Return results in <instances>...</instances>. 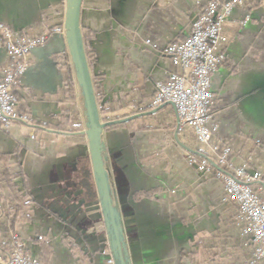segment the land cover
<instances>
[{
    "label": "crops",
    "instance_id": "crops-1",
    "mask_svg": "<svg viewBox=\"0 0 264 264\" xmlns=\"http://www.w3.org/2000/svg\"><path fill=\"white\" fill-rule=\"evenodd\" d=\"M205 2L80 3L99 118L107 123L105 170L130 264H188V249L197 238L230 229V217L239 234L235 207L221 180L201 176L187 154L213 157L210 146L220 142L230 148L234 166L264 174V0H246L223 21L227 61L211 75L208 144L198 142L189 125H179L171 104L151 105L156 83L177 70L165 47L189 33ZM65 6V0H0V23L12 32L47 34L43 45L29 50L16 89L18 110L30 113L34 130L26 123H0V155L8 171L17 174V188L29 196L23 208L30 211L29 219L17 222L14 231L30 254L40 256L36 239L44 237L50 245L47 264H81L70 241L93 264H108V259L115 262L116 248L82 133L77 93L76 111L69 122L64 116L68 55L59 27ZM10 60L0 40V80ZM77 124L81 129L74 130Z\"/></svg>",
    "mask_w": 264,
    "mask_h": 264
},
{
    "label": "built area",
    "instance_id": "built-area-1",
    "mask_svg": "<svg viewBox=\"0 0 264 264\" xmlns=\"http://www.w3.org/2000/svg\"><path fill=\"white\" fill-rule=\"evenodd\" d=\"M245 2L206 0L202 12L191 22L189 33L164 49L177 70L156 83L151 105L171 104L179 125L192 127L195 138L203 144H208L211 137V75L227 61L223 21L234 7ZM46 39V33L23 36L0 23V40L11 57L0 80V123L5 126L21 122L30 125L31 133L34 130L30 113L18 110L16 89L19 76L29 64V50L43 45ZM210 148L217 155L216 163L206 157L197 159L193 153L187 154V162L202 175L213 173L221 180L225 195L235 207L242 246L250 252L244 264H264V174L245 166H234L228 158L230 148L220 142ZM8 241L9 250L5 256H0V264H38L16 233L10 234ZM114 263L108 259V264Z\"/></svg>",
    "mask_w": 264,
    "mask_h": 264
},
{
    "label": "trees",
    "instance_id": "trees-1",
    "mask_svg": "<svg viewBox=\"0 0 264 264\" xmlns=\"http://www.w3.org/2000/svg\"><path fill=\"white\" fill-rule=\"evenodd\" d=\"M82 35V33H81ZM83 48L87 60V65L90 70V57L88 55L87 48L85 46L84 37L82 35ZM66 78L64 80L65 90L63 93L64 101L69 102V108L65 109V118L69 122L70 116L76 111L75 109V86L74 80L71 73V68L66 65ZM94 76L91 75L92 84L94 81ZM96 100L98 99L95 94ZM42 124H39L41 126ZM74 130L81 129V125H73ZM212 151V150H211ZM213 152V151H212ZM214 156H201L199 154H194L197 159L201 157H206L211 163L217 162V155L213 152ZM228 158L230 159V152ZM5 157L0 155V256H5L9 250V235L15 233L14 226L17 222L29 219V211H23V208L29 204V197L27 193L21 192L16 184L14 183V178L17 174H12L8 171L5 165ZM207 176L214 177L213 173ZM55 217L57 215H54ZM58 217V216H57ZM230 225L231 228H219L212 235H208L206 238L215 241L212 254L208 258L213 260V264H244L245 260L249 257L250 252H245L242 246L239 234L235 233V220L226 222V225ZM37 242L39 243L41 253L37 258L38 264H47L49 260V249L50 245L44 237H37ZM198 240V239H197ZM217 241V242H216ZM198 242V241H197ZM70 249L79 254L81 259V264H93L91 257L89 258L86 254L79 249L78 245L70 241ZM197 254H188L190 262L197 261Z\"/></svg>",
    "mask_w": 264,
    "mask_h": 264
},
{
    "label": "water",
    "instance_id": "water-1",
    "mask_svg": "<svg viewBox=\"0 0 264 264\" xmlns=\"http://www.w3.org/2000/svg\"><path fill=\"white\" fill-rule=\"evenodd\" d=\"M63 21L66 47L71 59L72 74L82 105L85 129L82 131L88 140L89 153L93 164V172L99 192L100 202L104 209L106 224L111 228L116 248L115 264H130L123 251L120 216L115 211L109 190L105 170L104 145L102 130L107 123L100 121L97 101L93 91L91 75L83 48L79 13L81 0H65Z\"/></svg>",
    "mask_w": 264,
    "mask_h": 264
},
{
    "label": "rangeland",
    "instance_id": "rangeland-1",
    "mask_svg": "<svg viewBox=\"0 0 264 264\" xmlns=\"http://www.w3.org/2000/svg\"><path fill=\"white\" fill-rule=\"evenodd\" d=\"M60 30L64 33V30H63V25L59 27ZM40 46V45H39ZM67 55L68 57L66 56V60H67V64L70 66L71 68V73H72V67H71V59H70V56L68 54V51H67ZM68 58V59H67ZM72 77H73V74H72ZM73 80H74V77H73ZM74 86H75V91L78 95V101H80L79 99V94H78V91H77V88H76V85H75V82H74ZM96 98V97H95ZM80 106L82 108V105H81V101H80ZM97 106H98V103H97ZM21 112V111H20ZM23 113V112H22ZM79 113V112H78ZM84 117V116H83ZM84 119V118H83ZM35 124V122H34ZM84 129H85V121H84ZM88 141V140H87ZM211 149V148H210ZM201 176L203 177H206L207 175H202L201 173H199ZM30 212V211H29ZM214 232H212L213 234ZM210 234V235H212ZM208 236V235H207ZM206 236V237H207ZM206 237H198L197 241L195 244H193L190 249H188V252H187V255L188 254H197L196 257H198L195 261V262H190L191 260L189 259V263L188 264H213V260H209L208 258H210L209 256H211L212 254V249H213V246H214V243L215 241H211V240H208ZM217 242V241H216ZM200 245H201V248H200ZM203 248V249H202ZM204 254L201 256V254Z\"/></svg>",
    "mask_w": 264,
    "mask_h": 264
}]
</instances>
